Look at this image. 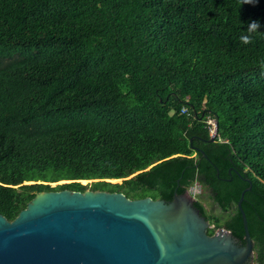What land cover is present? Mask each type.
Listing matches in <instances>:
<instances>
[{
	"label": "trees",
	"instance_id": "trees-1",
	"mask_svg": "<svg viewBox=\"0 0 264 264\" xmlns=\"http://www.w3.org/2000/svg\"><path fill=\"white\" fill-rule=\"evenodd\" d=\"M252 20L264 32V0H0V214L42 190L170 200L198 184L220 209L194 201L208 233L244 243L250 186L264 264V34L240 39Z\"/></svg>",
	"mask_w": 264,
	"mask_h": 264
},
{
	"label": "water",
	"instance_id": "water-1",
	"mask_svg": "<svg viewBox=\"0 0 264 264\" xmlns=\"http://www.w3.org/2000/svg\"><path fill=\"white\" fill-rule=\"evenodd\" d=\"M249 189L237 201L244 243L224 228L209 234L210 222L188 190H175L170 200L98 189L37 191L13 219L0 214V264H253L241 207Z\"/></svg>",
	"mask_w": 264,
	"mask_h": 264
},
{
	"label": "rangeland",
	"instance_id": "rangeland-1",
	"mask_svg": "<svg viewBox=\"0 0 264 264\" xmlns=\"http://www.w3.org/2000/svg\"><path fill=\"white\" fill-rule=\"evenodd\" d=\"M121 179H119L118 181H112L111 179L108 181L111 182H120ZM69 181V180H68ZM81 181V180H80ZM39 182V181H37ZM47 183V182H43L40 181V183ZM61 182H65V180H60L57 182H49V184L51 186H54L57 183H61ZM89 180H86L85 182L81 181V184H86L89 183ZM90 189V188H87ZM191 191H194V198L198 199L199 201H201L203 203V205L205 206L206 210L211 214H218L220 213V209L219 207L211 200L210 196H209V192L206 188H203L201 185H197L196 188H191ZM189 193L191 194V192L189 191ZM210 227H212V225H210ZM254 264V263H253Z\"/></svg>",
	"mask_w": 264,
	"mask_h": 264
},
{
	"label": "clouds",
	"instance_id": "clouds-1",
	"mask_svg": "<svg viewBox=\"0 0 264 264\" xmlns=\"http://www.w3.org/2000/svg\"><path fill=\"white\" fill-rule=\"evenodd\" d=\"M257 0H240V4H255ZM261 28V24L258 20H252L248 22L246 29V33L240 37L241 42L243 44H251L253 43V35L254 34H264V32L259 31Z\"/></svg>",
	"mask_w": 264,
	"mask_h": 264
},
{
	"label": "built area",
	"instance_id": "built-area-1",
	"mask_svg": "<svg viewBox=\"0 0 264 264\" xmlns=\"http://www.w3.org/2000/svg\"><path fill=\"white\" fill-rule=\"evenodd\" d=\"M207 123H208V125H209V132H210V135L215 137V136L217 135L216 127H215V124H216L215 119L209 118V119L207 120ZM197 185H198V184H194L193 186H191V187L188 189V191L191 192V195H192V196H194V191H191V188H193V187L196 188Z\"/></svg>",
	"mask_w": 264,
	"mask_h": 264
},
{
	"label": "bare ground",
	"instance_id": "bare-ground-1",
	"mask_svg": "<svg viewBox=\"0 0 264 264\" xmlns=\"http://www.w3.org/2000/svg\"><path fill=\"white\" fill-rule=\"evenodd\" d=\"M108 180H110V179H108ZM112 181H118L119 179H111ZM82 182H85L86 180H84V179H82L81 180ZM31 182V181H30Z\"/></svg>",
	"mask_w": 264,
	"mask_h": 264
}]
</instances>
